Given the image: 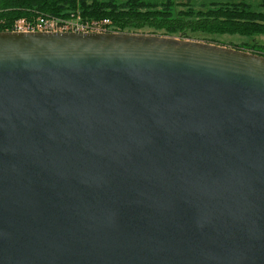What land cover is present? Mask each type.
<instances>
[{"label": "water", "instance_id": "obj_1", "mask_svg": "<svg viewBox=\"0 0 264 264\" xmlns=\"http://www.w3.org/2000/svg\"><path fill=\"white\" fill-rule=\"evenodd\" d=\"M0 264H264V55L0 32Z\"/></svg>", "mask_w": 264, "mask_h": 264}, {"label": "trees", "instance_id": "obj_2", "mask_svg": "<svg viewBox=\"0 0 264 264\" xmlns=\"http://www.w3.org/2000/svg\"><path fill=\"white\" fill-rule=\"evenodd\" d=\"M111 21L118 32L148 33L228 46L224 35H264V0H0L6 23L39 14ZM232 45V44H231ZM231 47L264 55L263 45Z\"/></svg>", "mask_w": 264, "mask_h": 264}, {"label": "built area", "instance_id": "obj_3", "mask_svg": "<svg viewBox=\"0 0 264 264\" xmlns=\"http://www.w3.org/2000/svg\"><path fill=\"white\" fill-rule=\"evenodd\" d=\"M118 32L113 30L111 21L104 19L83 20L80 14L70 18L39 14L36 17H20L6 23L0 17V32Z\"/></svg>", "mask_w": 264, "mask_h": 264}, {"label": "rangeland", "instance_id": "obj_4", "mask_svg": "<svg viewBox=\"0 0 264 264\" xmlns=\"http://www.w3.org/2000/svg\"><path fill=\"white\" fill-rule=\"evenodd\" d=\"M219 39L225 42L228 46L240 45V44L242 45L244 43H246V46H251L254 44L264 46V35L261 34L253 35L251 37H245L241 35H224V36H220Z\"/></svg>", "mask_w": 264, "mask_h": 264}]
</instances>
